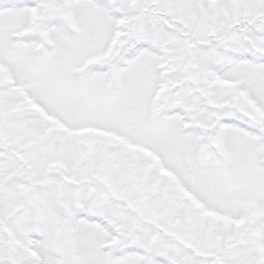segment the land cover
Segmentation results:
<instances>
[{"label":"snow or ice","instance_id":"1","mask_svg":"<svg viewBox=\"0 0 264 264\" xmlns=\"http://www.w3.org/2000/svg\"><path fill=\"white\" fill-rule=\"evenodd\" d=\"M0 264H264V0H0Z\"/></svg>","mask_w":264,"mask_h":264}]
</instances>
